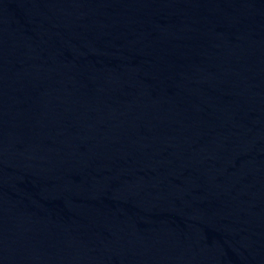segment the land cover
<instances>
[{
	"label": "water",
	"instance_id": "95a60500",
	"mask_svg": "<svg viewBox=\"0 0 264 264\" xmlns=\"http://www.w3.org/2000/svg\"><path fill=\"white\" fill-rule=\"evenodd\" d=\"M0 264H264V0H0Z\"/></svg>",
	"mask_w": 264,
	"mask_h": 264
}]
</instances>
